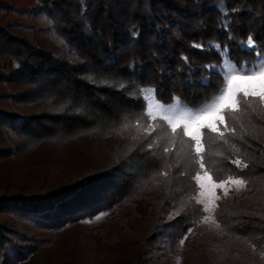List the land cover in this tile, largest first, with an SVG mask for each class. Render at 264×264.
<instances>
[{"label": "trees", "instance_id": "16d2710c", "mask_svg": "<svg viewBox=\"0 0 264 264\" xmlns=\"http://www.w3.org/2000/svg\"><path fill=\"white\" fill-rule=\"evenodd\" d=\"M12 2L0 0V264L44 255L100 213L110 215V244H141L138 264H159L155 251L170 263L186 236L190 264H264V102L242 95L220 132L203 131L205 171L216 182L243 179L250 190L218 201L214 217L227 238L214 241L200 229L195 142L181 128L173 139L165 121L138 118L145 102L129 94L150 86L164 104L178 96L197 109L221 83L206 65L225 56L254 63L257 53L241 43L249 34L264 50V0ZM26 8L52 22L67 44L61 53L14 29L10 13ZM141 200L151 213L130 230ZM78 243L98 264L93 246Z\"/></svg>", "mask_w": 264, "mask_h": 264}, {"label": "rangeland", "instance_id": "374dc122", "mask_svg": "<svg viewBox=\"0 0 264 264\" xmlns=\"http://www.w3.org/2000/svg\"><path fill=\"white\" fill-rule=\"evenodd\" d=\"M9 1L13 3L12 0ZM15 4L18 5L16 2ZM45 18V16L32 12L29 8H26L23 11L15 10L10 13L9 20L13 23L14 29L17 32L23 36H28L42 49L53 53H61L62 47L57 37L53 35L52 23H49V20ZM239 84L242 88L257 93L256 95L250 94L251 96L259 97L258 93L260 91V86L258 79L255 81H240ZM230 102L231 101H229V103ZM156 115L158 116L159 114L156 113ZM225 120L226 117L223 122H220L219 114H211L205 116L192 128L193 132L197 130L201 132V152L203 150L202 135L204 129L207 128H200V125L210 124L213 128L217 129L216 132H220V129L226 123ZM180 128L183 129V126L181 125L177 127V129ZM30 168L32 173L37 171L35 167ZM205 172L207 173V176H205ZM0 173L6 174V171L0 169ZM200 175L202 179L199 183H204L207 187L221 184V182L214 181L210 173L205 171V169L201 170ZM17 176L20 179L21 175L18 174ZM209 177H211V180H209ZM199 183L197 182L199 192L196 200L204 199L207 202L209 209L206 211L205 205L201 204L206 213L205 217H209L207 221H205L204 217L200 223L201 232L214 241L226 239L227 235L224 229L221 228L220 224L214 217L218 201L222 196L231 200L234 194L244 197L250 193V190L247 188L246 184L238 187L235 184L224 183L222 186L211 187V192L207 193L204 197H201L200 193L202 189L200 188ZM226 190L227 195H225ZM2 195H5V192L3 189H0V196ZM137 206L140 213V219L129 224L130 230H135L137 226H140L144 219L151 213V203L149 201H138ZM109 217L110 215L106 213V215L102 216L99 220H96L94 217L80 221L76 227L71 229L70 236L62 237L50 247V250L47 253L42 256H33L29 260L20 264H59L60 257L64 259L65 264H88L83 254L84 244H79V239H81L82 242L93 246L94 252L98 256V264H138L142 252V247L139 242H128L117 247L108 242L110 239L108 233L109 228L105 221H108ZM183 241L182 255L174 257L170 263L162 258L160 251H155L154 258L158 259L159 264H190L189 257L192 248L189 243V237L186 236ZM55 248L59 249V251H63L60 256L54 252ZM46 258H52L53 260L49 261Z\"/></svg>", "mask_w": 264, "mask_h": 264}, {"label": "snow or ice", "instance_id": "6c2138e0", "mask_svg": "<svg viewBox=\"0 0 264 264\" xmlns=\"http://www.w3.org/2000/svg\"><path fill=\"white\" fill-rule=\"evenodd\" d=\"M49 23L52 22L49 21ZM224 27H229V25L225 24ZM53 35H55V33H53ZM59 43L62 46L67 47V44L63 39H60ZM241 43L244 47L249 49L250 52L254 51L257 53L255 62H244L238 65L231 61L230 57L225 56L218 65H206L205 67L212 68L217 72L221 83L217 91L197 109L189 108L178 96H173L172 103L166 105L157 98V90L155 88L150 86L136 85V91L129 94L135 99L144 100L146 105V111L139 112L137 114L138 118L144 119L145 121H147L148 118L165 121L174 134L173 139H175L177 127L182 125L184 129V135L188 136L192 141L195 142L197 156H200L201 132L199 130L193 132L192 128L196 126L205 116L211 114H219L220 122H223L227 114L237 111V108L241 103V95L246 98L250 94H257L242 88L239 84L240 81H255L258 79L260 86L258 95L260 100L264 102V55L260 54V52L264 50H261L257 47L255 39L251 34L248 35L246 41H242ZM196 47H202V45H196ZM212 47L220 48L222 53H227L228 51L226 46L221 47L219 45H212ZM101 83L110 84L109 81H101ZM118 87L123 89L126 88L127 85L124 82H120ZM229 101L231 102L229 103ZM244 103H248L247 99L244 100ZM156 113L159 115L157 116ZM148 127H151L152 131L155 132L156 128L162 127V125H148ZM200 128H207L212 132L217 131V129L213 128L210 124H202L200 125ZM220 135L223 137V133ZM164 151L167 152L168 149L165 148ZM232 163L239 166L241 162L239 160H235L232 161ZM199 166L200 169L205 168L203 156H200ZM244 167H247V165H244ZM205 176H207L206 172ZM194 178L199 183L202 179L200 172H197ZM209 180H211V177H209ZM224 183L235 184L239 187L243 186L246 182L243 179H237L229 176L227 181H222L220 185H212L211 187L222 186ZM199 186L202 189L200 193L201 197H204L207 193L211 192V187H207L204 183H199ZM225 195H227V190L225 191ZM197 203L204 204L205 210H209L207 202L204 199L197 200ZM104 215H106V213H100L95 217V219L99 220ZM204 219L207 221L209 217H205ZM183 242L184 241L181 240L180 244L182 245Z\"/></svg>", "mask_w": 264, "mask_h": 264}]
</instances>
